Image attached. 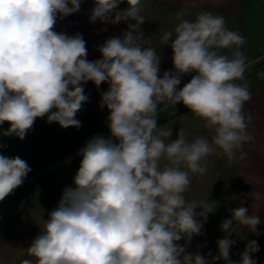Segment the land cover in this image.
<instances>
[{"label": "clouds", "instance_id": "1", "mask_svg": "<svg viewBox=\"0 0 264 264\" xmlns=\"http://www.w3.org/2000/svg\"><path fill=\"white\" fill-rule=\"evenodd\" d=\"M82 2L0 0V125H10L4 136L23 140L36 118L45 116L62 128H79L76 115L89 99L83 85H109L99 106L109 111L110 136L95 135L79 150L82 159L73 186L64 188L29 254L36 264H215L221 259L224 264H256L255 240L239 260L230 258L234 222L252 233L261 224L244 206L232 209L231 218L221 223L225 236L216 242L217 255L207 253L211 260L177 243L201 235L208 214L216 209L215 201L185 198L189 172L207 171L202 161L215 152L213 144L233 160L237 149L254 140L247 132L252 116L243 111L251 95L247 84L235 82L244 79L247 67L239 50L245 38L229 30L223 16L204 11L191 21L178 12L179 23L162 36L171 40L175 71L161 77L160 56L145 47L140 31L146 20L142 0H126L128 7L119 11L124 0H94L90 22L135 21L121 36L99 45L101 58L94 61L86 59L82 34L54 31L57 18L79 12ZM232 46L231 58L216 51ZM189 73L195 75L178 87ZM178 103L214 130L212 143L203 136L189 141L182 129L172 139L171 127L158 126L159 112ZM246 155L241 151V158ZM30 171L19 156L0 154V201Z\"/></svg>", "mask_w": 264, "mask_h": 264}, {"label": "crops", "instance_id": "2", "mask_svg": "<svg viewBox=\"0 0 264 264\" xmlns=\"http://www.w3.org/2000/svg\"><path fill=\"white\" fill-rule=\"evenodd\" d=\"M125 6H128L126 0L118 5L117 11L126 9ZM93 7L94 0L82 3L79 12L64 18L58 17L54 28V31L58 33L82 34L88 50L86 59L89 61L101 58L98 46L102 45L106 39L121 36L127 30L129 23H135L131 20L117 24H105L99 20L92 23L90 15ZM204 11L223 16L226 27L231 31L239 32L245 38V43L239 50L245 55L246 61L264 51V0H142L141 15L146 20L140 26V31L147 39L145 47L154 48L160 56L159 75L161 77L165 71H175L171 40L163 41V33L174 30L179 23L176 20L178 12H183L186 19L194 21L197 15ZM235 50L236 46L216 49L219 54L229 58ZM193 75L195 73L183 75L178 87H183ZM83 87L89 99L76 115V119L81 122L79 128H62L58 123H48L45 116L36 118L25 138L20 140L15 135H3V132L10 127L9 123L5 122L0 125V145L6 147H0V154L7 157L19 156L25 160L31 168L26 176L28 177L79 151L93 136L108 137L110 135L107 126L109 111L107 108L101 109L99 105L101 93L107 91L109 85L104 82L97 88L92 81H88ZM248 90L251 98L245 102L243 111L245 117L249 114L252 116V120L248 122L247 132L254 137V140L245 142L242 149H237L235 159H223L221 163L217 161L216 164L215 159L214 162L207 160L202 162L207 164V171L204 174L189 172V175L191 180L216 181L221 172L220 166L227 165L234 175L233 180H235L241 206L248 208L249 215L259 216L261 222H264V88L248 87ZM158 126L171 127L172 139L176 138L179 129L185 132L189 141L197 136H203L212 143V137L215 135L214 130L205 127L204 120L197 118L185 106L171 110L158 121ZM241 151L247 154L243 158H241ZM182 167L187 170L186 166L182 165Z\"/></svg>", "mask_w": 264, "mask_h": 264}, {"label": "rangeland", "instance_id": "3", "mask_svg": "<svg viewBox=\"0 0 264 264\" xmlns=\"http://www.w3.org/2000/svg\"><path fill=\"white\" fill-rule=\"evenodd\" d=\"M86 1L89 0H83L82 3ZM260 73H264V57L246 68L243 80L235 82H242L252 88H264V76ZM182 106H184L183 103H178L159 112L158 121L171 110ZM213 147L216 150L207 157L206 161L213 160L214 162L215 159L216 164L217 161L221 163L223 159H228L222 149L214 144ZM81 159L67 162L61 168L46 173L12 198L0 203V264H21L24 259L32 260L33 264H36V258L29 254L28 248L32 240L44 231L45 220L58 206L64 188L73 186V178L78 171ZM220 167L221 172L216 181L191 180L190 190L184 194L185 198L188 201L206 200L209 203L215 201L216 209L208 214L201 235H193L190 240L185 238L177 242L185 246L186 251L193 254L200 252L208 260L212 257L207 256V253L211 252L212 256L217 255L216 242L225 236L220 227L221 223L231 218L232 209L241 206L235 180H233L234 175L227 165ZM199 211L198 208L197 212ZM229 238L235 241L230 249L232 260H239L240 253L244 251L247 243L255 240L259 251L252 254L253 259L256 260V264H264V222L258 225L256 233H252L249 227L234 222L233 233ZM215 264H224V261L221 259Z\"/></svg>", "mask_w": 264, "mask_h": 264}, {"label": "built area", "instance_id": "4", "mask_svg": "<svg viewBox=\"0 0 264 264\" xmlns=\"http://www.w3.org/2000/svg\"><path fill=\"white\" fill-rule=\"evenodd\" d=\"M263 57H264V51L261 54H259L258 56H256L255 58H253L249 61H246L247 67L252 65L254 62H256L257 60H259L260 58H263ZM78 152L79 151L72 153L71 155L65 157L64 159L58 161L57 163L50 165L44 169H41V170L29 175L28 177L24 178L23 183L19 187H17L16 189H14L13 192L10 195H8L3 201H5L9 198H12L13 196H15L16 194H18L19 192H21L22 190L27 188L28 186H30L34 182L38 181L40 179V177L45 175L46 173H49L55 169L61 168L67 162L82 158L80 155H78ZM3 201H0V203Z\"/></svg>", "mask_w": 264, "mask_h": 264}]
</instances>
